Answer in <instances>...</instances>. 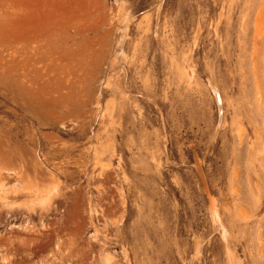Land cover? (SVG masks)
I'll use <instances>...</instances> for the list:
<instances>
[{"label":"rangeland","instance_id":"374dc122","mask_svg":"<svg viewBox=\"0 0 264 264\" xmlns=\"http://www.w3.org/2000/svg\"><path fill=\"white\" fill-rule=\"evenodd\" d=\"M159 2L0 0V221L45 210L7 232L78 264H264V0Z\"/></svg>","mask_w":264,"mask_h":264},{"label":"flooded vegetation","instance_id":"af4514ba","mask_svg":"<svg viewBox=\"0 0 264 264\" xmlns=\"http://www.w3.org/2000/svg\"><path fill=\"white\" fill-rule=\"evenodd\" d=\"M23 212L24 213L19 214V215H16V214L11 215L10 213L8 217L4 219L5 222L3 223L0 222V228L5 227L3 230H0V238H1L0 240L3 241V242H0V244L4 242L6 244V245L5 244L0 245V264H78L77 262L74 263L75 259H73L72 256L70 258L65 257L63 250L57 249L56 251V249H51V248L47 249L45 242L43 243L41 242L43 241V238H44L41 233H35V234H38L37 236H40L39 238H37V241H38L37 247H33L34 245L29 243L28 239H31L30 237H28L27 240H24V238H21L20 236L15 237V234L9 235L10 233L7 232V230L10 229L12 225H14L15 228H18L19 230L26 231V233H28L29 230H28V227H26V225L35 227L36 223L44 222L45 216L43 215L44 213H42L41 211H38V212L36 211L32 213L33 215L39 218L38 219L34 217V219L36 218L37 221L36 219L34 220L31 217V213L29 212L26 213V211H23ZM39 212L41 216L38 215ZM8 218L10 222L19 221L20 224L19 225L18 224H12V225L6 224ZM33 223H34V226H33ZM18 242H20L24 248L16 247V246H19Z\"/></svg>","mask_w":264,"mask_h":264},{"label":"bare ground","instance_id":"6f19581e","mask_svg":"<svg viewBox=\"0 0 264 264\" xmlns=\"http://www.w3.org/2000/svg\"><path fill=\"white\" fill-rule=\"evenodd\" d=\"M159 7V6H158ZM258 29H259V27H258ZM260 33V32H259ZM258 34V33H257ZM261 34H263V33H261ZM257 37V36H256ZM264 37V36H263ZM258 38V37H257ZM215 88H213V90H214ZM215 96H216V99H217V102H218V104L219 105H221V104H223L222 102V97H221V95H220V93L218 92V90H216L215 91ZM202 172V171H201ZM51 194H49L47 197H50V199H51V196H50ZM44 205V204H43ZM11 207H13V205H11V206H9V208H11ZM46 208V207H45ZM216 208V207H215ZM16 210V209H15ZM15 210H8V211H6V213L9 215L10 213H12V211H15ZM25 210V209H24ZM213 210H215V209H213ZM26 211H29V210H26ZM40 211V210H39ZM44 211L45 210H41V212L42 213H44ZM93 211V210H92ZM91 211V212H92ZM21 212H22V210H21ZM21 212H19V213H21ZM31 212L32 213H34V212H36V210L35 209H31ZM38 212V211H37ZM46 212V211H45ZM216 212V211H215ZM47 213V212H46ZM38 215H40V212H39V214ZM44 215V214H43ZM219 215V214H218ZM41 216V215H40ZM215 216H216V214H215ZM215 216L213 215V217L215 218ZM2 218V216L0 215V219ZM219 218H220V216L218 217V219H215V220H217V221H219ZM1 222V221H0ZM220 222H221V220H220ZM221 226H222V224H221ZM225 234H226V232H225ZM226 236V235H225ZM6 238V237H5ZM4 238V239H5ZM226 238V237H225ZM1 239V238H0ZM7 239V238H6ZM5 239V240H6ZM0 242H3V241H1L0 240ZM9 242V241H8ZM5 243V242H4ZM12 243V242H11ZM6 245V244H5ZM12 245V244H11ZM58 245V244H57ZM7 246H8V244H7ZM58 247V246H57ZM123 256H124V258H125V260H128V253H127V251H124L123 252ZM5 257V256H4ZM112 258H113V256H112ZM5 259V258H4ZM107 259V258H106ZM108 260V259H107ZM110 260V259H109ZM7 261V260H6ZM110 262V261H109Z\"/></svg>","mask_w":264,"mask_h":264},{"label":"water","instance_id":"95a60500","mask_svg":"<svg viewBox=\"0 0 264 264\" xmlns=\"http://www.w3.org/2000/svg\"><path fill=\"white\" fill-rule=\"evenodd\" d=\"M164 0H160L159 4H162ZM201 172V171H200ZM202 174V173H201Z\"/></svg>","mask_w":264,"mask_h":264}]
</instances>
